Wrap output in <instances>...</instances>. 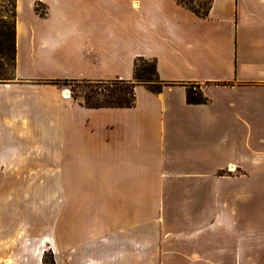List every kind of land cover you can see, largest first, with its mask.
<instances>
[{
    "label": "crops",
    "instance_id": "obj_1",
    "mask_svg": "<svg viewBox=\"0 0 264 264\" xmlns=\"http://www.w3.org/2000/svg\"><path fill=\"white\" fill-rule=\"evenodd\" d=\"M138 58L166 85H137L132 107L91 108L64 85L131 80ZM193 84L205 103H188ZM231 166L242 185H216ZM47 252L55 264H264V0H212L206 17L178 0H16L0 264Z\"/></svg>",
    "mask_w": 264,
    "mask_h": 264
},
{
    "label": "trees",
    "instance_id": "obj_2",
    "mask_svg": "<svg viewBox=\"0 0 264 264\" xmlns=\"http://www.w3.org/2000/svg\"><path fill=\"white\" fill-rule=\"evenodd\" d=\"M12 6V21H9L6 15H0V80L13 79L16 57V0H6ZM189 0H178L179 3L196 13L201 17L209 14L212 0L204 12H198L188 6ZM192 1V0H190ZM5 12L7 7L4 6ZM12 70V78L2 79L4 73ZM66 80L65 82H67ZM74 81V80H73ZM95 85V89L86 93L82 103L91 108L102 107H132L136 101V86L142 84L149 90L158 93L166 83L160 79L157 64L155 60L138 58L134 66V76L131 80L115 79L100 81H82ZM187 101L190 104L205 103L207 98L202 92H194L190 88L187 90ZM44 264H55L51 252H47L43 258Z\"/></svg>",
    "mask_w": 264,
    "mask_h": 264
},
{
    "label": "rangeland",
    "instance_id": "obj_3",
    "mask_svg": "<svg viewBox=\"0 0 264 264\" xmlns=\"http://www.w3.org/2000/svg\"><path fill=\"white\" fill-rule=\"evenodd\" d=\"M13 1V0H12ZM210 0H192L187 1V5L192 7L198 12H204L207 8ZM4 6L7 7V12H5ZM12 6L10 5V2L6 0H0V15H6L9 21H12ZM12 70L9 71V74L4 73L1 78L2 79H10L12 78ZM65 87L71 92L72 96L76 97L77 99L83 101L85 99V95L87 92L94 90L96 87L93 84H90L88 82H82V81H76V80H70L67 82H64ZM190 89L194 92H202V85L200 84H193L190 86ZM232 137L239 134H242V128L238 127V125L233 129L231 127ZM240 148H242V145L238 144ZM234 145L231 144V148H233ZM233 153H231L232 155ZM235 154V153H234ZM233 154V155H234ZM233 155L231 160H233ZM217 162V161H216ZM232 170V171H231ZM220 175H223L222 178L217 179L215 181L216 185H242V167H237V169L234 171L233 169H227L226 171L220 172ZM58 200V198H57ZM56 228V227H55ZM62 226L61 223L57 225L56 231L61 234Z\"/></svg>",
    "mask_w": 264,
    "mask_h": 264
},
{
    "label": "bare ground",
    "instance_id": "obj_4",
    "mask_svg": "<svg viewBox=\"0 0 264 264\" xmlns=\"http://www.w3.org/2000/svg\"><path fill=\"white\" fill-rule=\"evenodd\" d=\"M67 94H70V92L68 90H66ZM231 169H233V166H231Z\"/></svg>",
    "mask_w": 264,
    "mask_h": 264
}]
</instances>
